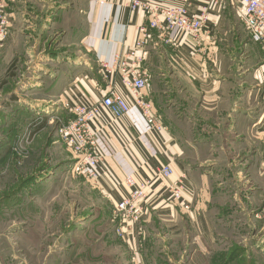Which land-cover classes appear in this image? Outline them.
<instances>
[{"label": "crops", "instance_id": "0c3cea01", "mask_svg": "<svg viewBox=\"0 0 264 264\" xmlns=\"http://www.w3.org/2000/svg\"><path fill=\"white\" fill-rule=\"evenodd\" d=\"M149 1L185 6L191 15L205 9L207 22L197 45L181 36L166 44L160 32L153 31L142 48V66L149 77L144 97L154 107L160 129L150 128L133 106L120 121L103 114L90 123L103 165L96 187L111 206L128 196L125 178L139 177L141 166L172 169L169 179L160 178L146 190L147 213L122 237L130 255L123 264H144V246L159 247L167 257L178 256L177 261L168 258V263L191 264L184 261L185 255L191 261L196 252L207 255L220 222L249 227L255 246L260 242L256 235L264 231V51L250 41L240 21L241 8L230 0ZM128 2L6 0L0 7L8 23V38L0 48V77L8 78L10 64L25 68L18 93L27 96L23 103L30 109L51 110L50 99L43 96H60L67 110L99 102L112 87L100 73V64L131 48L137 28L145 23L142 13L128 10ZM112 89L123 92L117 86ZM29 94L42 97L29 99ZM17 102L10 98L1 110H16ZM174 182L182 183L188 209L172 202L168 187ZM28 200L19 215L26 214L32 224L11 232L18 241L13 248L28 250L39 244L42 251L53 239L68 247L66 240L77 237L81 241L61 249L57 261L47 257L42 263L112 264L116 248L106 242L107 232L94 236H105L106 246L92 247L80 216H75L74 233L66 231L65 203ZM51 203L58 207L54 211L63 217L65 230L44 228L55 213ZM32 239L42 242L33 247ZM250 252L252 264H264L258 249ZM244 254L243 250L239 259ZM13 257L18 260L14 253Z\"/></svg>", "mask_w": 264, "mask_h": 264}, {"label": "rangeland", "instance_id": "374dc122", "mask_svg": "<svg viewBox=\"0 0 264 264\" xmlns=\"http://www.w3.org/2000/svg\"><path fill=\"white\" fill-rule=\"evenodd\" d=\"M7 72L8 78L0 77V80L2 78L0 83L4 82L0 85V88L3 86V90H0V264H45L42 260L47 257H54L57 261L61 249L74 247V244L81 241L77 237L67 239L69 246L65 247V243L62 242L59 246V240L53 239L42 251H38L42 246L35 243H41L42 240L32 239L35 241L30 244L33 247L35 245L33 249L13 248L14 242L18 241L14 238L15 233L11 232L18 227L32 224V220L25 219L26 214L19 215L21 207L29 201V198L59 199L61 204L65 203L67 207L65 223L68 233L71 231L74 233L72 229L75 230L74 227L77 225L75 216H80L79 218L84 219L80 224L82 231L90 233L91 239L86 240L90 246H106L105 236L99 238L94 236L107 232L111 238L109 237L106 242L116 248L112 264L130 261V255L126 251V240L115 235L114 207L102 198L95 184L87 182L82 176L71 175L72 155L57 133L56 122H52L56 116H69L68 110L60 103V96L56 98L43 96L44 99H50L52 109L49 111L37 109L38 107L35 110L30 109L25 102L23 103V100H27V96L18 93L25 68L20 63L16 66L10 64ZM9 92L13 95H8ZM13 97L19 100L15 104L17 109L9 108L2 111L1 107ZM28 97L34 99L42 96L29 94ZM59 105L62 111L59 110ZM38 113L43 115L41 122L35 119ZM50 209L58 211V207L52 206V203ZM63 211L62 208L60 215ZM58 215L59 212H55L46 219L47 224L44 227L46 230L58 231L59 227L65 230L63 217ZM249 229L246 225L240 226L235 222H220L216 225L217 238L212 242L209 253L202 256L196 252L192 261L186 258L190 257L187 254L184 261L191 264H252L254 260L249 254L250 249H258V257H264V252H261L264 246V231L256 233V238L258 237L262 242L254 246ZM242 246H245L244 249ZM144 247L146 250L145 256L142 257L144 264H171L168 263L169 259L177 261L178 256L173 258L174 255L168 253L167 257V252L160 250L159 247ZM243 250L246 254L242 259L236 260V252L240 253ZM48 252L51 253L50 256H47ZM13 253L18 256V260L14 259ZM232 254L233 258L229 260ZM99 261L96 264H104ZM74 263L75 260H71L70 264Z\"/></svg>", "mask_w": 264, "mask_h": 264}, {"label": "built area", "instance_id": "2783aa9c", "mask_svg": "<svg viewBox=\"0 0 264 264\" xmlns=\"http://www.w3.org/2000/svg\"><path fill=\"white\" fill-rule=\"evenodd\" d=\"M6 0H0L4 4ZM223 1V0H221ZM241 8L240 21L246 29L250 41L264 51V0H230ZM130 12H140L145 23L136 30L133 46L116 52L112 59L100 64V73L112 87H119L121 93L112 89L97 103L73 105L68 108L69 116H56L57 133L72 155L71 175L82 176L91 184H97L102 172V157L96 148V133L90 123L107 114L116 121L122 120L133 106L137 108L152 129H160L152 104L145 99L144 92L149 84L147 71L143 68L142 48L153 31L160 32L166 44L176 37H188L197 45L200 36L206 31L207 15L203 9L198 15H191L185 6L163 7L153 5L149 0H129ZM8 38V23L0 14V48ZM127 93L129 99L124 95ZM36 120L42 121L43 115L37 114ZM143 173L139 177L128 176L125 182L128 196L120 199L114 206L113 220L115 234L124 237L133 232L147 213V189L160 178L167 180L172 176L169 165L156 169L141 166ZM170 198L179 202L183 208L188 205L183 197V185L174 182L169 185Z\"/></svg>", "mask_w": 264, "mask_h": 264}, {"label": "trees", "instance_id": "16d2710c", "mask_svg": "<svg viewBox=\"0 0 264 264\" xmlns=\"http://www.w3.org/2000/svg\"><path fill=\"white\" fill-rule=\"evenodd\" d=\"M237 253V255L235 254V258H236V260L237 259H239V257H240V254H241V252L239 253V252H236ZM232 258H233V254L230 256V259L229 260H232ZM234 258V259H235ZM219 259H220V257H219ZM221 260V259H220Z\"/></svg>", "mask_w": 264, "mask_h": 264}]
</instances>
